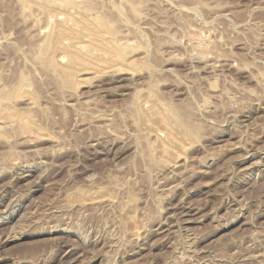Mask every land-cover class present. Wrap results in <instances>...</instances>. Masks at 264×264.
<instances>
[{
    "label": "rangeland",
    "instance_id": "obj_1",
    "mask_svg": "<svg viewBox=\"0 0 264 264\" xmlns=\"http://www.w3.org/2000/svg\"><path fill=\"white\" fill-rule=\"evenodd\" d=\"M0 264H264V0H0Z\"/></svg>",
    "mask_w": 264,
    "mask_h": 264
}]
</instances>
